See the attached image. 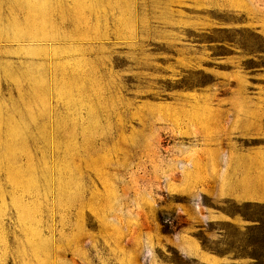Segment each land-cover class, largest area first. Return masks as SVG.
Masks as SVG:
<instances>
[{
    "label": "rangeland",
    "instance_id": "obj_1",
    "mask_svg": "<svg viewBox=\"0 0 264 264\" xmlns=\"http://www.w3.org/2000/svg\"><path fill=\"white\" fill-rule=\"evenodd\" d=\"M264 0H0V264H254Z\"/></svg>",
    "mask_w": 264,
    "mask_h": 264
},
{
    "label": "trees",
    "instance_id": "obj_2",
    "mask_svg": "<svg viewBox=\"0 0 264 264\" xmlns=\"http://www.w3.org/2000/svg\"><path fill=\"white\" fill-rule=\"evenodd\" d=\"M259 227L255 228L257 235V244H255V262L254 264H264V224L259 221Z\"/></svg>",
    "mask_w": 264,
    "mask_h": 264
}]
</instances>
